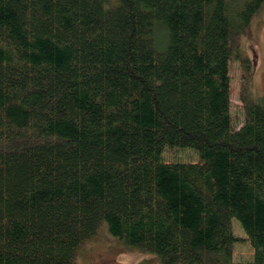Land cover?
<instances>
[{
	"label": "trees",
	"instance_id": "obj_1",
	"mask_svg": "<svg viewBox=\"0 0 264 264\" xmlns=\"http://www.w3.org/2000/svg\"><path fill=\"white\" fill-rule=\"evenodd\" d=\"M262 2L0 0V264H76L103 225L162 264H264V96L233 45Z\"/></svg>",
	"mask_w": 264,
	"mask_h": 264
},
{
	"label": "rangeland",
	"instance_id": "obj_2",
	"mask_svg": "<svg viewBox=\"0 0 264 264\" xmlns=\"http://www.w3.org/2000/svg\"><path fill=\"white\" fill-rule=\"evenodd\" d=\"M237 51L243 57L250 58L253 65V76L256 97L264 96V13L257 15L246 32L236 38ZM232 79V112L235 127L239 128L243 121V103L241 95L244 83V68L235 60L231 66ZM168 162H199V156L191 149H167L164 153ZM233 233L237 239L233 247V261L248 263L254 261L255 249L252 246L241 224L234 219ZM76 264H162L158 255L144 253L136 247H130L110 235L107 226L103 225L98 234L86 241L75 255Z\"/></svg>",
	"mask_w": 264,
	"mask_h": 264
},
{
	"label": "bare ground",
	"instance_id": "obj_3",
	"mask_svg": "<svg viewBox=\"0 0 264 264\" xmlns=\"http://www.w3.org/2000/svg\"><path fill=\"white\" fill-rule=\"evenodd\" d=\"M248 1H249V0H242L243 3H244V2H248ZM261 13H262V14L264 13V0H263V2L260 4V6L258 7V9L252 13V15H251L252 20H254V19L256 18L257 15H261ZM251 22H252V21L249 22L248 27H247V30H248V28L251 26ZM247 30H246V31H247ZM237 37H238L237 35L233 37V45L235 46L236 54H239V55H240L239 50L237 51V48H236L237 46H239V43H238L237 40H236ZM248 88H249L250 92H251L254 96L257 95V94H255V91H254V85L252 84V82L250 83V85L248 86ZM242 125H243V123H242ZM242 125H241V126H242ZM241 126H240V127H241ZM189 163H193V162H189Z\"/></svg>",
	"mask_w": 264,
	"mask_h": 264
}]
</instances>
